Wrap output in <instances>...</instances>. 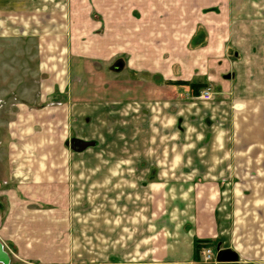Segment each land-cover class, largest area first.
<instances>
[{
  "label": "crops",
  "instance_id": "1",
  "mask_svg": "<svg viewBox=\"0 0 264 264\" xmlns=\"http://www.w3.org/2000/svg\"><path fill=\"white\" fill-rule=\"evenodd\" d=\"M43 1L0 0V26H9L11 30L10 34L5 32L0 36V46L10 41L17 55V51H23L20 48L26 41L21 34L26 32L25 27L51 26V19L47 17L50 7ZM36 12L41 13L37 18ZM65 16L69 22L68 26L64 25L62 36L63 43H67L66 58L81 68L85 64V71L80 69L82 72L76 74L80 76L76 82L81 84L85 72L98 81V87L105 83L108 90L106 102L76 105V123L87 115L92 117L89 120L91 139L98 134L95 126L99 125L100 118L107 116L108 120L121 115L129 125L138 122L139 137L150 133V138H171V153L181 146L180 138L186 140L187 147L201 150L203 163H186L181 168L203 172L192 177L189 174L191 178L181 180L186 186H201L204 192L212 187H233L239 197L245 187L252 193L255 188H264V0H68ZM15 31L17 35L13 34ZM47 42L51 44V38ZM100 72L113 76L107 79ZM191 84L202 86L201 91L196 93ZM206 88L216 93L212 101L200 99ZM57 115L50 110L43 111L30 118L34 119L32 127L38 122L48 125L58 120ZM74 130H78L75 125ZM27 133L14 135L17 142L11 143V151H15V154L11 152L14 167H11L10 179L5 178L10 182V188L2 194L7 203L5 207L0 198L2 212L7 210L9 215L0 213V229H6L0 235L5 238L9 232L20 243L18 248L23 256L28 257V253L29 259L45 257L53 262L56 254H46L49 242L53 245L52 252L66 251L71 244L75 250L79 246L78 236L69 233L71 224L66 222L70 219L71 192L68 179L71 174L67 172H80L83 168L63 164V171L58 173L62 169L57 164L40 161L33 168V163H18L30 154L25 146L18 148L20 140L30 143L33 149L41 148L39 151H43L42 144L50 143H44L50 139L33 130L30 136ZM82 138L75 132L61 146L64 149L71 146L72 140L82 141ZM43 159L47 161V156ZM96 167L91 168L97 172L92 181L101 179L108 187L114 184L112 171L118 168L111 164L104 169ZM152 167L158 168V165ZM126 175L123 174L125 181L146 186V173L143 178L131 180ZM157 183L162 185L160 179ZM111 191L108 200L117 196L114 188ZM213 201L216 200L207 196L203 204L209 203L211 207ZM242 202L236 201L234 205ZM46 203H54L52 206L56 209L49 212L38 207ZM237 208L233 214L238 219L241 211ZM124 215L135 218L127 211ZM162 218V212L150 210L126 226L108 221L105 238H101V243L98 238L95 248L106 250V257L113 264H203L194 252V242H214L225 231L218 229L216 219L204 223L203 227L194 219L189 222L186 234L167 250ZM181 241H186L185 248L179 245ZM241 246L219 249L236 252L241 264H264V258L245 260L251 255L247 250L242 255ZM246 249L253 252L255 247Z\"/></svg>",
  "mask_w": 264,
  "mask_h": 264
},
{
  "label": "rangeland",
  "instance_id": "2",
  "mask_svg": "<svg viewBox=\"0 0 264 264\" xmlns=\"http://www.w3.org/2000/svg\"><path fill=\"white\" fill-rule=\"evenodd\" d=\"M43 3L50 7L47 17L51 19V26L25 27L26 32L21 34L24 35L26 41L24 40L25 44L20 43L22 44L20 50L23 51L16 49L17 55L12 50L10 41L3 44L4 46H0V198L5 207L7 203H5L2 194L3 191L10 188V182L5 178L10 179L11 167H14L11 162V152L15 154V151H11V143L15 140L17 142L14 135L20 136L24 131L28 132L29 134H27L30 136L32 130L44 135L47 137L45 139H50L44 143L47 141L50 143L42 144L43 151H39L41 148L33 149L30 143L27 145L25 140H20L17 144L18 148L21 149L25 146L27 150H30V154L17 162L33 163V168L35 163H40V161L60 166L64 164L70 168L82 165L83 171L67 172L71 174L68 176V179L71 180L69 184L71 192L68 203L70 219L68 218L66 222L71 224L69 233H72L73 237L78 236L79 246L75 250L74 245L71 244L66 251L52 252L53 245L49 242L46 254L55 253L57 255H55V261H49L45 257L29 259L28 253L25 252L28 256L26 257V255H22L21 251L19 252L18 244L20 243L17 244L7 231L5 238H1L0 235V242L10 256V264H113L112 260L106 257V250H101L102 248L96 250L95 248L96 240L99 238L98 241L101 243V238H105L107 222H114L116 226H126L130 220L138 221L139 215L150 210L162 212L163 236L164 239H168V241H164V246L167 250L171 249V243H175L182 234H186L187 228H190L188 225L190 221L199 220L200 226L203 227L204 223L213 222L216 219L218 229L225 231L221 239L211 242L210 245H202L197 254L203 264L215 263L214 260L210 262L205 259L208 249H214L217 253L218 248L223 246L242 245L241 248L244 249H239V252L243 255L244 250H247L251 255L245 258L247 261L264 258L262 250L264 248V209L261 208L264 207V188H255V193H252L249 187H245L239 197L234 190L236 188L233 187H212L210 191L205 189L204 192V188L201 186H186L181 183V180L191 178L194 173L202 174L203 172L181 169L184 168L183 165L194 162L201 164L204 161L201 150L187 147L186 140L180 138L181 146L171 153V138H150V133H147L146 137L142 134L139 137L138 122H131L129 125L125 117L121 115L108 118V120H106L107 116L100 118L99 125L95 126L98 134L94 139H91L93 135L89 125V120L92 117L87 115L80 120V123L75 122V120L77 121L74 116L76 105L106 102L108 90L105 88V83L99 84L98 87V81L89 74L85 75V72L81 84L76 82L80 77L76 74L85 71V64L84 68H81L73 60H68L65 55L67 43H63L62 36L65 33L64 25L68 26L69 24L68 16H65L68 0H45ZM40 15L41 13L36 12L34 17L37 18ZM5 32L10 34V27L2 28L0 26V36L5 35ZM13 34L17 35L16 31ZM8 38L10 37L8 36ZM48 38H51V44L50 42L46 44ZM55 39L60 41L55 42ZM89 69L94 72L92 68ZM103 73L107 75V79L113 76L112 74L108 75L107 72ZM46 110H50L54 114L59 113L57 117L59 116L60 120L59 118L52 120L48 125L38 122L32 127L34 119L30 118ZM103 119L105 120L103 121ZM74 125L78 130H74ZM75 132L81 137L83 136L82 139L85 141L82 140V142L96 141L93 145L94 148L88 147L85 150L76 151L71 148L72 146H66L63 149L61 145L65 138L67 142ZM46 156L47 161L43 159ZM109 164L119 169L112 171L115 175L114 184L108 187L106 181L102 182L101 179L98 182L92 181L93 174L97 172L92 171L91 168L98 166L104 169ZM153 165H158V168L150 169V166ZM62 166L59 169H62ZM177 168L179 169L177 170ZM60 171L63 169L57 172L60 173ZM145 173L147 174L145 187L138 186L137 183L133 184L129 180L125 181L123 178V174L130 175L129 179L143 178ZM158 178L161 180V186L157 183ZM15 180H20V178ZM97 183L101 185H97ZM128 183L132 184L131 187L124 186ZM113 188L114 194L117 196L114 200H108L110 199L108 194H111ZM197 196H201L200 199ZM207 196L216 200L213 201L211 207L209 203L203 204L206 202ZM236 196L238 197L235 200ZM240 200L243 201L242 206L234 205V202ZM52 205L55 204L46 203L38 207L50 212L56 209ZM234 208L241 211L239 213L241 217L238 219L234 218ZM6 211L3 213L0 208V213L9 215ZM126 211L132 213L135 218L124 215ZM215 216L216 218H214ZM51 229L53 230V227ZM5 230V228L0 229V231ZM169 233H173V235H169ZM253 242L254 244H252ZM27 245H31V242ZM179 245L183 248L187 246L186 241H181ZM251 247H255L253 252L246 249ZM194 252L196 254L195 248ZM97 254L100 256L99 259Z\"/></svg>",
  "mask_w": 264,
  "mask_h": 264
},
{
  "label": "water",
  "instance_id": "3",
  "mask_svg": "<svg viewBox=\"0 0 264 264\" xmlns=\"http://www.w3.org/2000/svg\"><path fill=\"white\" fill-rule=\"evenodd\" d=\"M94 144L89 142H82L80 140H72V149L76 151L85 150L88 147H92ZM217 264H241L239 256L236 252L230 249L221 250L218 248L216 255ZM11 259L6 252L4 245L0 242V264H10Z\"/></svg>",
  "mask_w": 264,
  "mask_h": 264
},
{
  "label": "built area",
  "instance_id": "4",
  "mask_svg": "<svg viewBox=\"0 0 264 264\" xmlns=\"http://www.w3.org/2000/svg\"><path fill=\"white\" fill-rule=\"evenodd\" d=\"M215 94L216 93L213 91L212 88H206L201 92L200 99L209 102L214 99ZM215 255V250L212 251L211 249H208L205 253V259L211 262L212 260H215Z\"/></svg>",
  "mask_w": 264,
  "mask_h": 264
},
{
  "label": "trees",
  "instance_id": "5",
  "mask_svg": "<svg viewBox=\"0 0 264 264\" xmlns=\"http://www.w3.org/2000/svg\"><path fill=\"white\" fill-rule=\"evenodd\" d=\"M191 87L193 88V89H196V93L198 92V90L202 87V86H200V85H198V84H191ZM211 244V242H209V241H199V240H196V242H195V249H196V254L198 253V252H200V250H201V248H202V245L204 246V245H210ZM198 255V254H197Z\"/></svg>",
  "mask_w": 264,
  "mask_h": 264
}]
</instances>
